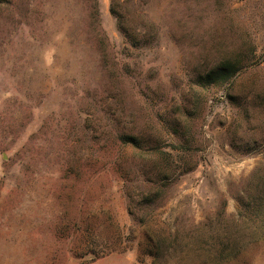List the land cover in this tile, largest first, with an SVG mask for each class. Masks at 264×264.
Masks as SVG:
<instances>
[{
    "label": "rangeland",
    "instance_id": "1",
    "mask_svg": "<svg viewBox=\"0 0 264 264\" xmlns=\"http://www.w3.org/2000/svg\"><path fill=\"white\" fill-rule=\"evenodd\" d=\"M263 217L264 0H0V264H264Z\"/></svg>",
    "mask_w": 264,
    "mask_h": 264
},
{
    "label": "trees",
    "instance_id": "2",
    "mask_svg": "<svg viewBox=\"0 0 264 264\" xmlns=\"http://www.w3.org/2000/svg\"><path fill=\"white\" fill-rule=\"evenodd\" d=\"M235 72H236L235 66L227 62L208 71L203 77V79L205 80H201L202 81L201 83L216 84L219 82H227L229 81V79H231L234 76ZM123 136H124V142L132 143V145H135L138 141V139L134 136H128V135H123Z\"/></svg>",
    "mask_w": 264,
    "mask_h": 264
}]
</instances>
